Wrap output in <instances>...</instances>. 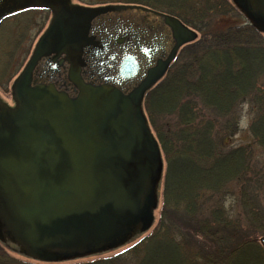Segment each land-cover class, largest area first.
<instances>
[{"label":"water","instance_id":"1","mask_svg":"<svg viewBox=\"0 0 264 264\" xmlns=\"http://www.w3.org/2000/svg\"><path fill=\"white\" fill-rule=\"evenodd\" d=\"M231 2L264 34V0ZM31 8L51 16L14 105L0 101V241L57 263L150 228L163 163L142 101L197 33L143 6L69 0H0V21Z\"/></svg>","mask_w":264,"mask_h":264},{"label":"trees","instance_id":"2","mask_svg":"<svg viewBox=\"0 0 264 264\" xmlns=\"http://www.w3.org/2000/svg\"><path fill=\"white\" fill-rule=\"evenodd\" d=\"M74 2L143 6L176 17L197 37L179 48L142 101L163 163L154 228L121 252L60 264H264L258 243L264 235V160H253L250 145L229 144L247 105L248 132L264 152V34L247 22L223 25L224 16H242L230 0ZM35 12L47 13L36 8L15 16L24 18V31L36 22ZM22 34L0 48L6 61L0 86L20 70L13 59ZM0 264L41 263L14 257L0 244Z\"/></svg>","mask_w":264,"mask_h":264},{"label":"rangeland","instance_id":"3","mask_svg":"<svg viewBox=\"0 0 264 264\" xmlns=\"http://www.w3.org/2000/svg\"><path fill=\"white\" fill-rule=\"evenodd\" d=\"M74 1L75 0H73V3H75ZM109 5H113V4H109ZM101 6H103V5H101ZM49 17H50V15L48 12L44 13L42 16H40L38 12L33 13L31 16V19H33V22H35V20H36V22L30 24V26H28V28H30V29H28L27 31H24L22 29L23 27H25L24 26L25 25L24 18L11 17V18H7L6 20H4L3 22L0 23V48L6 47L7 42L9 45L11 37H17V36H19V34L21 35L23 33L21 44H20L19 48L17 49L15 56H14V59H13V60H15V61H13L15 64H17V65L19 64L17 67V68L20 67L19 71H21V68L23 67L24 63L26 62L28 56L31 54L32 49H33L38 37L41 35V33L46 28V26L48 24ZM244 22H246V19L243 16H237V15H232V14H229V15L221 18V23L223 25L242 24ZM4 62H6V61H4ZM4 62H3V60H1V62H0V71L2 70V66H3ZM19 71L14 72L12 78H8L7 80L3 81L2 86H0V101L6 105L12 104V99H11V95H10V88H11V84H12L14 77L19 73ZM240 114L241 115H240V119H239V129H238L237 133L231 139H229V144L231 146H234V147L239 146V145L240 146L241 145H250V146H248V148L252 152L253 160L260 164L264 160V152L260 147L256 146L253 143V139L248 132V125H249L250 117L248 114L247 105H243L241 107ZM161 180H162V178H161ZM160 191H161V188L159 185L157 187V190H156L157 198H159L158 201L160 200ZM225 203L230 210L234 211V206H233L232 201H230L229 199H226ZM156 212H157V210L155 209L154 215L156 214ZM157 216H158V213L156 215V218H157ZM155 223H156V220H153L154 225L151 227L154 228ZM150 229H152V228H149L148 230L142 231V232L136 231V233L132 237H130L123 245H121L117 248H114L113 250L100 252V253H96V254L88 255V256H83V257H77V258H73V259H69V260H64V261H60L58 263L86 261V260H90L93 258L105 257V256L112 255L114 253L121 252V251L125 250L127 247H129L130 245H132L133 243H135L137 240H139L142 235H144L145 233H148V231ZM262 236H264V235H262ZM262 236H260V237H262ZM260 237H258V243H259ZM1 243H2V245H4V244L7 245V243L5 241H3ZM13 245H15V244H13ZM15 247H16V245H15ZM13 250L9 247L8 253H10L12 256L17 257L19 259L28 260L26 258H23L21 255L14 253ZM29 261H31V260H29Z\"/></svg>","mask_w":264,"mask_h":264},{"label":"flooded vegetation","instance_id":"4","mask_svg":"<svg viewBox=\"0 0 264 264\" xmlns=\"http://www.w3.org/2000/svg\"><path fill=\"white\" fill-rule=\"evenodd\" d=\"M10 95H11V91H10ZM9 105V107H12L13 106V102H12V104H8Z\"/></svg>","mask_w":264,"mask_h":264}]
</instances>
